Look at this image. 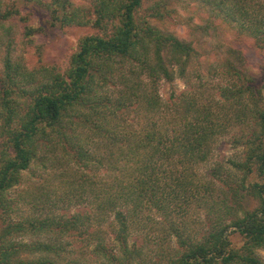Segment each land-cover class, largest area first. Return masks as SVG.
Returning a JSON list of instances; mask_svg holds the SVG:
<instances>
[{
  "label": "trees",
  "instance_id": "1",
  "mask_svg": "<svg viewBox=\"0 0 264 264\" xmlns=\"http://www.w3.org/2000/svg\"><path fill=\"white\" fill-rule=\"evenodd\" d=\"M146 1L0 0V264H56L75 253L68 264L88 255L99 264H141L144 249L167 237L178 248L166 264H264L258 254L264 251V83L254 88L226 58L210 66L228 82L217 98L197 91L163 101L159 83L183 77L196 51L159 27L177 14L169 0L144 7ZM195 1L210 14L205 32L218 29L216 21L232 25L264 51V0ZM32 7L46 16L47 28L96 31L79 40L64 71H29L14 58L13 40L5 39L12 18L25 24L28 43L44 33L29 23L30 12L24 16ZM110 86L122 89L119 96L104 92ZM130 110L140 128L116 121L118 111ZM246 120L251 130L240 138L246 153L229 162L239 176L221 162L201 175L216 140ZM80 123L90 135L77 131ZM41 148L73 163L72 173L58 176L63 192L42 189L36 196L45 201V216L15 221L9 193ZM191 206L206 211L199 237L186 223ZM30 233L45 240H21ZM141 235L144 245L133 240ZM64 238L86 250H68Z\"/></svg>",
  "mask_w": 264,
  "mask_h": 264
},
{
  "label": "rangeland",
  "instance_id": "2",
  "mask_svg": "<svg viewBox=\"0 0 264 264\" xmlns=\"http://www.w3.org/2000/svg\"><path fill=\"white\" fill-rule=\"evenodd\" d=\"M77 5L88 6L91 0H71ZM158 0H147L144 7H148ZM166 1V0H165ZM168 1V0H167ZM171 6L176 10V16L167 18L165 23H158L163 31L173 33L178 39L191 43L196 51V56L192 58L191 64L188 67L187 73L183 77H175L171 82L161 81L158 85L159 93L163 101H173L182 92H199L203 93L205 99H212L218 97V89L226 85L227 79L221 71L217 74L212 73L211 65L220 61H225L226 58L234 61L243 72L251 78V85L254 88H260L264 83V51L259 49L254 40L248 35H241L237 28L232 25H223L216 21L218 26L216 30L207 31L203 28L207 25L208 16L206 12H202L195 0H169ZM24 11V10H23ZM26 12V13H25ZM30 19L29 23H37L44 29L43 34L35 35L28 43V38L24 36V23L17 18H12L9 22L10 35L5 39H12L14 43V58L19 60L27 70H37L39 68H55L64 71L69 66L71 56L77 51L79 40L85 35L95 34L91 28H47L44 23L46 16L36 8H30L24 11L25 17ZM191 24L201 26L202 29H193ZM0 35H2L0 33ZM7 39V40H8ZM231 51H236L237 56H230ZM239 57V58H238ZM2 70V63L0 61V71ZM41 77H36V81ZM121 88V87H118ZM114 87L106 88L104 92L108 94L118 95ZM106 94V93H105ZM102 95V94H101ZM119 96V95H118ZM231 113V112H229ZM118 116L116 121L121 124L125 121V127L134 129L136 126L141 127L140 119H136V113L132 110L127 112V115L117 112ZM78 121V120H77ZM81 124V125H80ZM77 131H83L84 135H90L86 128H83V123H80ZM138 124V125H137ZM251 123L249 120L244 121L242 124H235L228 134L218 138L214 144L212 155L209 160L200 166L199 171L201 175L209 176L208 172L211 170L216 162H221L225 167L232 170L235 176H239L231 168L229 162L242 160L246 151L243 146V139L241 136H247L251 130ZM98 147L102 146L98 143ZM103 149V148H102ZM101 148H97L96 152L100 153ZM74 164L65 160H56L54 151L40 149L37 158L32 162L31 166L22 173V184L16 187L9 193L11 199L16 202V211L12 218L15 221H26L36 218L37 216H45L47 209L43 210L45 201L37 199L39 192L44 189L45 191L58 190L60 193L63 190L58 188V176L62 173H72ZM238 173V174H237ZM219 187L220 185L216 183ZM217 187V188H218ZM221 187H223L221 185ZM253 207V203L249 208ZM206 211L197 209L194 206L189 208L188 218L186 223L191 226V235L199 237L203 233V226L206 221ZM44 214V215H41ZM165 218H163V221ZM108 240L111 236L107 235ZM40 238L45 240L44 237L28 234L22 237V241L30 242ZM134 241L142 242V235L133 237ZM70 244L68 250L73 248V251L78 252L84 250L83 243L75 242L70 238H64L62 242ZM233 246L239 247L242 240L237 236L231 237ZM145 243L142 242L141 245ZM73 246V247H70ZM160 246V247H159ZM177 246L176 238H165L157 245H149L144 249V256L140 260L141 264H166L167 258L175 253ZM86 250V249H85ZM91 249H88L90 252ZM260 258L264 261V251H258ZM73 256L62 255V261L56 264H68L71 259L76 258ZM40 256V255H37ZM79 258L81 256H78ZM87 258V259H86ZM78 259V258H77ZM85 260V261H84ZM79 262V260H78ZM78 264H99V260L95 261L90 255L85 256Z\"/></svg>",
  "mask_w": 264,
  "mask_h": 264
}]
</instances>
